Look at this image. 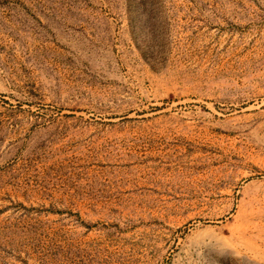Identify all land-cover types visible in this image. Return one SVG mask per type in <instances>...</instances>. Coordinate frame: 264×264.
<instances>
[{
    "label": "rangeland",
    "instance_id": "1",
    "mask_svg": "<svg viewBox=\"0 0 264 264\" xmlns=\"http://www.w3.org/2000/svg\"><path fill=\"white\" fill-rule=\"evenodd\" d=\"M0 264H264V0H0Z\"/></svg>",
    "mask_w": 264,
    "mask_h": 264
}]
</instances>
